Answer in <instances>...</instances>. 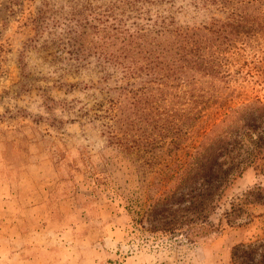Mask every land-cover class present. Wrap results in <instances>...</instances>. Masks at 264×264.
Segmentation results:
<instances>
[{
	"label": "rangeland",
	"instance_id": "1",
	"mask_svg": "<svg viewBox=\"0 0 264 264\" xmlns=\"http://www.w3.org/2000/svg\"><path fill=\"white\" fill-rule=\"evenodd\" d=\"M248 1L246 9V0L147 5L149 20L128 17L118 0H0V264H235L243 243L264 238L262 218L221 221L236 196L264 211V193L252 189L264 175L252 166L211 212L219 231L190 243L135 221L159 176L187 162L206 132L224 127L235 108L264 103V0ZM244 10L261 22L238 25ZM99 16L110 33L148 32L165 16L203 39L226 29L202 52L220 73L177 77L161 64L157 77L133 87L139 96L123 92L122 71L92 47L105 27ZM71 29L85 32L93 51L71 54Z\"/></svg>",
	"mask_w": 264,
	"mask_h": 264
},
{
	"label": "trees",
	"instance_id": "2",
	"mask_svg": "<svg viewBox=\"0 0 264 264\" xmlns=\"http://www.w3.org/2000/svg\"><path fill=\"white\" fill-rule=\"evenodd\" d=\"M118 1L125 7L128 17L145 16L146 19L152 20L149 14L150 8L147 5L156 6L165 3L170 6L169 11H171L176 0ZM218 1L229 4L235 0H196L195 5L197 7V4L202 3V6L207 7ZM249 3L251 1L246 0L240 8L246 9ZM98 14L104 16L103 13ZM158 16L157 13L156 17ZM163 18L169 22L162 20L163 24L159 25L155 22L156 29L148 32L142 31L143 25L140 27L136 25L133 30L124 28V30H117L113 33L105 32L108 19L100 16L95 18L105 27L101 29L98 27L95 37L100 42L92 47L96 48L94 52L98 54L99 61L106 62L122 71L123 86H119V90L133 93L134 97L139 96L133 87L157 77L159 73L157 67H161V64H165L166 68L169 67L172 74L177 77L198 70L207 75L218 76L217 74L220 73V70H213L217 67L216 64L213 67L210 66L208 64L210 61L202 52L207 48L206 44L222 39L225 33L229 34L226 29L215 28L213 32L217 35L216 39L215 36L203 39L197 32L187 30V28L176 27L174 29L173 16ZM257 19L244 10L237 21L238 25L247 24L252 20L261 22ZM113 20H117V17L113 16ZM171 26L172 28H169ZM228 26L230 25H223V27ZM69 33L71 36L65 43L70 47L68 51L71 54L81 57L93 51L90 46L84 45L85 32L79 33L71 29ZM72 34L79 35L80 38ZM162 37H165L167 46H163ZM161 68L164 69V67ZM222 78H225V75H222ZM109 79L110 76L105 78V80ZM233 111L234 113L224 127L215 125L212 131L204 134L198 146H192V152L187 154V162L180 163L178 169H173L171 174L168 171L167 174L159 176L156 196L145 197L139 209L135 211V221L142 226L143 231L170 235L175 240L180 239V241L190 243L196 237L211 230L219 231L220 225L216 226L211 222L210 214L228 201L225 199L222 202L235 180L251 166L264 175V103L257 101L245 104ZM201 113L199 110L190 118L188 129L195 125ZM252 189L264 193L262 185H256ZM241 199V196H236L229 202V206L224 208L221 221L226 219L228 223H233L242 219L253 221L255 218H262L264 222V211L259 214L249 211ZM236 247L233 252L235 260L236 257L240 258L235 253ZM242 250L241 257L243 258L237 260L235 264H264V238L243 243Z\"/></svg>",
	"mask_w": 264,
	"mask_h": 264
}]
</instances>
